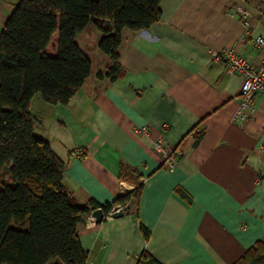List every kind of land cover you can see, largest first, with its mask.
I'll use <instances>...</instances> for the list:
<instances>
[{"label": "crops", "instance_id": "obj_1", "mask_svg": "<svg viewBox=\"0 0 264 264\" xmlns=\"http://www.w3.org/2000/svg\"><path fill=\"white\" fill-rule=\"evenodd\" d=\"M237 6L249 11L253 37H264V0H162L160 20L123 30L121 76L98 77L111 64L100 56L104 66L92 58L68 104L33 97L35 134L65 162L63 185L79 205L112 203L142 185L138 201L101 222L85 215L86 264H140L143 254L160 264H236L264 244V95L249 119L235 121L242 78L216 60L235 49L264 71V50L241 40ZM80 38L92 40L86 31ZM159 137L180 153L172 169L154 146Z\"/></svg>", "mask_w": 264, "mask_h": 264}, {"label": "trees", "instance_id": "obj_2", "mask_svg": "<svg viewBox=\"0 0 264 264\" xmlns=\"http://www.w3.org/2000/svg\"><path fill=\"white\" fill-rule=\"evenodd\" d=\"M162 0H21L0 33V264H85L78 225L90 211L107 213L138 201L140 184L100 205H79L63 185L65 162L35 134L30 105L36 94L68 104L91 76L92 57L78 44L91 27L111 59L98 77L122 75L119 48L124 29L140 31L160 20ZM59 32L56 55L46 53ZM144 264H160L143 254ZM236 264H264L258 241Z\"/></svg>", "mask_w": 264, "mask_h": 264}, {"label": "built area", "instance_id": "obj_3", "mask_svg": "<svg viewBox=\"0 0 264 264\" xmlns=\"http://www.w3.org/2000/svg\"><path fill=\"white\" fill-rule=\"evenodd\" d=\"M233 12L242 19L245 27V33L241 38L242 42L245 43L250 39L255 48L264 50V37H253L252 35L249 11L244 7L237 6ZM216 60L219 63H224L227 72L236 73L242 78L239 106L235 115V121L243 123L256 111L253 98L258 94L264 95V71L261 68L252 66L241 54L236 53L235 49L220 52L216 55ZM141 131L146 135L150 133L147 127L142 128ZM154 146L163 153L164 164L168 168L172 169L177 165L180 160V153L166 139L162 137L157 138L154 141Z\"/></svg>", "mask_w": 264, "mask_h": 264}, {"label": "rangeland", "instance_id": "obj_4", "mask_svg": "<svg viewBox=\"0 0 264 264\" xmlns=\"http://www.w3.org/2000/svg\"><path fill=\"white\" fill-rule=\"evenodd\" d=\"M20 1L21 0H0V33L2 32L4 25H5V22L7 21V19L11 15L13 9L15 8V6H17L19 4ZM89 29H93V30H89ZM89 29L86 30V33H88L92 36V38H91L92 40L90 41V44H88V45L84 44L82 38L78 39V44L83 49L88 48L90 50L89 51L90 54L89 53L88 54L93 58L94 62L97 65L103 67L104 66V60L99 59L100 56L105 57V59H108V61H109V57L107 55L103 54L99 48V41H100V37L102 35L101 31L99 29H97L96 27H91ZM48 55H50V54H48ZM51 56H54V55H51ZM39 95H41V94H39ZM6 174H7L6 168L4 170L0 171V182L3 179H6Z\"/></svg>", "mask_w": 264, "mask_h": 264}, {"label": "water", "instance_id": "obj_5", "mask_svg": "<svg viewBox=\"0 0 264 264\" xmlns=\"http://www.w3.org/2000/svg\"><path fill=\"white\" fill-rule=\"evenodd\" d=\"M105 211L103 208H98L92 211V216L96 219L97 222H101L104 217ZM123 214V210L120 206H117L112 211V216H121Z\"/></svg>", "mask_w": 264, "mask_h": 264}]
</instances>
